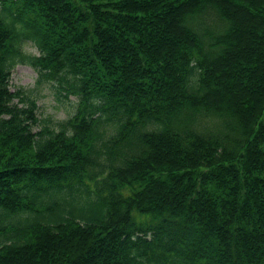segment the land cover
<instances>
[{"label": "trees", "instance_id": "obj_1", "mask_svg": "<svg viewBox=\"0 0 264 264\" xmlns=\"http://www.w3.org/2000/svg\"><path fill=\"white\" fill-rule=\"evenodd\" d=\"M0 264H264V0H0Z\"/></svg>", "mask_w": 264, "mask_h": 264}, {"label": "rangeland", "instance_id": "obj_2", "mask_svg": "<svg viewBox=\"0 0 264 264\" xmlns=\"http://www.w3.org/2000/svg\"><path fill=\"white\" fill-rule=\"evenodd\" d=\"M239 28L244 32H249L251 29L240 21ZM22 50L28 55H36L34 46L26 41L22 44ZM10 91L18 89L23 90L31 98L35 100V115L39 119L38 125L53 126L54 122L64 120L74 112L73 96L63 97V91H57L55 81H49L37 76L36 70L26 63L15 64L11 71L8 80ZM225 100L226 97H222ZM37 130V126L33 128ZM97 211V207L92 208V212Z\"/></svg>", "mask_w": 264, "mask_h": 264}]
</instances>
